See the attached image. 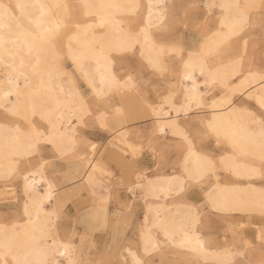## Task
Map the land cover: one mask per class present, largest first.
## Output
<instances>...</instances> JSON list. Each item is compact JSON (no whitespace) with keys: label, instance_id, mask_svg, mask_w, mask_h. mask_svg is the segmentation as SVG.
<instances>
[{"label":"bare ground","instance_id":"6f19581e","mask_svg":"<svg viewBox=\"0 0 264 264\" xmlns=\"http://www.w3.org/2000/svg\"><path fill=\"white\" fill-rule=\"evenodd\" d=\"M187 1L0 0V183L19 178L22 196L19 216H0V264H78L75 246L56 226L57 185L36 155L46 144L58 157L79 158L82 186L103 206L110 182L102 175L111 172L80 129L92 118L114 134L112 144L121 151L112 153L115 160L126 149L137 151L126 123L138 118L150 117L151 131L169 133L183 146L177 172L131 175L128 186L139 192L144 216L139 250L125 248L121 264H146L144 256L163 248L214 264L242 252L210 247L198 228L199 208L178 196L186 184L207 183L203 197L212 211L264 217V185L256 184L264 177V59L246 55L255 24L264 20V0H202L209 20L184 52L167 30ZM131 53L142 67L172 76L157 103L138 96L126 60ZM75 73L90 97L79 90ZM215 89L220 95H209ZM193 109L199 110L195 126L214 141L216 155L190 135L185 120ZM218 170L232 182L220 181ZM3 187L1 193L16 197L10 183Z\"/></svg>","mask_w":264,"mask_h":264},{"label":"rangeland","instance_id":"374dc122","mask_svg":"<svg viewBox=\"0 0 264 264\" xmlns=\"http://www.w3.org/2000/svg\"><path fill=\"white\" fill-rule=\"evenodd\" d=\"M184 5L182 8L174 11L175 13L167 31L170 32L169 38L174 41L178 40L184 47V52H187L188 49L198 43L202 35L204 22L209 19L203 14L204 5L202 0H198L197 2L195 0H188ZM259 13L263 15L264 19V10ZM248 46L249 49L247 51L249 52L246 55H250L254 60L257 58L264 59V20L255 24L253 35L248 38ZM128 55L126 56V60L130 65V67L128 65L129 72L137 84L136 90L138 96L147 102L157 103L161 95L171 89L172 76L168 72L158 74L152 71V73L149 68L140 65V60L135 54L131 53ZM135 56L138 61L135 60ZM74 76L79 90L87 98L90 97L89 89L81 77L76 73ZM215 90L211 91L209 95H220V91L218 89ZM243 99L242 97H235L234 103L238 105L243 103L255 110L251 101L246 98ZM193 110L185 120L190 135L195 140L197 146H200L206 152L216 155L217 152L213 150L214 141L206 135L201 127L195 126L194 116L196 117V113L199 110ZM86 123V125L80 127L82 136L86 139L87 143L95 145L94 156L104 161L111 172L109 174L103 173L102 175V181L105 180V183L110 182L107 202L104 204L105 207L104 205L101 206L104 208L100 207L95 196L83 188V165L79 158L58 157L46 144L35 155L38 159L46 160V171L57 185L56 199H58L59 203L56 226L60 233L68 236L70 242L75 246L79 255L78 264H121L124 262L125 248L130 247L139 250L138 233L144 216V203L139 192H133L130 186H128L131 175L135 171H144L148 176L177 172L183 146L179 138L169 133L159 136L151 131L152 119L150 117L138 118L129 121L126 123L127 125L125 124L128 130V140L139 145L137 151H135V154H132L126 149L124 153L122 152V155L125 156L117 157L115 160L114 157L116 155L113 156V154L121 151L112 144L114 134L100 127L94 118L87 119ZM110 155L112 157H109ZM110 174L111 176H109ZM218 174L220 181L232 182L231 177L224 171L218 170ZM260 180L264 182V177ZM262 182L260 183L259 181L256 184L259 186L261 184L264 185ZM9 183L15 190L14 195L16 197L14 199L8 193H1L2 190H5L3 189V185ZM188 185L186 184L187 189L185 188L178 198L180 197L183 202L199 208L200 222L198 228L201 234L208 240V245L212 248L229 246L232 250L242 251L239 255L235 253L232 260L227 264H251L253 262H262L264 264L263 215L254 212L223 214L212 211L205 204L203 197L208 184L199 183L198 185L195 183ZM0 191V216L6 220L19 216V205L22 197L20 193V179L10 178L8 181L0 183ZM101 191V193H105L104 189ZM175 200H177V197ZM99 212L102 219L98 217ZM96 218L98 221H95ZM257 231L262 239L260 237L257 238ZM245 240L249 242L247 246L244 245ZM163 249L162 251L144 256L146 264H214L201 262L194 255L187 256L174 250Z\"/></svg>","mask_w":264,"mask_h":264}]
</instances>
